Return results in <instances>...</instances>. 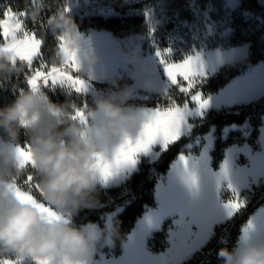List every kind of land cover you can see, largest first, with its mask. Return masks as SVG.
Masks as SVG:
<instances>
[{"label": "rangeland", "instance_id": "rangeland-1", "mask_svg": "<svg viewBox=\"0 0 264 264\" xmlns=\"http://www.w3.org/2000/svg\"><path fill=\"white\" fill-rule=\"evenodd\" d=\"M134 1L137 0H82L79 3L69 0L67 9L71 14L81 10L86 14L106 17L114 14L115 5H128ZM260 1L264 4V0ZM218 2L217 4H208L205 11L202 12L200 18L202 30H198L197 27H184L180 28L178 33L170 36L169 49H171V53L165 57L169 62L180 63L182 62L179 61L180 57L187 53H189L188 56L199 54L206 73V76L201 78L202 81L215 77L223 69L245 60L249 55L248 45L232 49L213 47L229 32L230 21L225 18L237 11L240 6V0H219ZM164 15V5L160 4L149 16L151 25L153 27L161 26L165 20ZM26 16L27 14L23 20ZM147 39L148 37L143 35H131L119 39L104 31H89L84 34L83 46L77 52L80 72L73 71L71 73L72 75L79 74L88 85V91L79 95L91 97L97 94L105 95L115 87L114 81L119 87L125 85L133 87L132 101L147 102L155 97H168L169 94L172 99L177 95L187 94L188 92L181 93L179 91L180 87L188 86V82H182L180 77H178V85H171L167 95L161 94V91L148 92L144 89V81L149 78L156 79L161 89L169 84L163 74L159 57L156 56L157 50L160 49L154 40L147 43ZM89 49L94 51L98 60L95 64L86 66L83 64V56ZM133 53L136 54L137 60L131 59ZM144 61L152 67L151 73H139L140 64ZM35 64H38V61H34ZM54 86L69 90L67 85L57 84ZM43 88L45 87L41 86V90ZM262 97H264V62L245 71L217 94L208 97V106L203 110H200L196 102L190 98V104L185 105V121L181 126L179 139L187 136L194 125L204 121L210 111L246 105ZM201 98L205 99L202 95ZM185 106L181 108L184 109ZM138 108L143 111L150 110L145 107ZM214 131L215 128L211 127L207 135L203 138H196L185 147L186 154H198L194 155L197 158L185 168L182 177L174 173L159 179L158 187H156L155 208L148 209L137 221L133 230L122 243L120 255L118 257L106 256L103 253V248L112 250L113 242L102 244L100 249H97L91 264H182L207 243L210 239L211 226L215 221H225L237 213L228 215V210L224 207L228 200L238 198L243 201L244 206L249 202L253 188L264 185V118L257 141L258 150H253L248 144L231 146L225 151L224 160L216 172L211 169ZM231 131L239 132L242 136L247 137L249 127L244 125L226 128L223 130V134L227 135ZM2 143L4 140L0 138V144ZM155 144L159 145L160 152L167 149L159 141ZM110 149L111 146H109L108 152ZM156 153V150L151 148L146 153L141 152L152 161L156 157ZM225 161L228 162L227 177L222 174V165ZM190 173H194L197 177L198 186L195 188L186 183V177ZM107 184L108 182H103L101 177H98V186L105 188ZM118 211L120 209L105 217L107 230H111V221ZM60 214L69 222H72L74 218V214L70 212H61ZM262 217H264V207L261 208L252 225L246 227L240 240L250 238L258 232V219ZM149 219L151 224L148 222ZM168 220L171 226L168 231L167 249L162 253L154 254L149 250L147 243L151 236ZM17 259L19 257L16 256L11 260ZM21 264H29V261L23 259Z\"/></svg>", "mask_w": 264, "mask_h": 264}, {"label": "clouds", "instance_id": "clouds-1", "mask_svg": "<svg viewBox=\"0 0 264 264\" xmlns=\"http://www.w3.org/2000/svg\"><path fill=\"white\" fill-rule=\"evenodd\" d=\"M42 11L43 0H38L31 14L39 16ZM46 28L54 37L63 36L68 49L78 52L82 48L84 34L64 9H57L48 18ZM11 56L0 48V73L17 72ZM65 58L59 53L54 60L60 64ZM131 59L137 60L135 53ZM97 60L91 49L83 56L86 66ZM152 71L146 61L141 62L139 73ZM113 83L115 87L107 94L91 97L92 103L85 110L86 123L70 118L72 105L55 104L42 90L31 88L0 108V131L4 134L0 144V254L22 257L29 264L36 259L48 264H91L98 246L110 244L118 236V226L110 231L95 224L77 228L69 221L50 218L9 187L14 176L30 167L38 176L43 201L58 213H75L85 205L98 204L97 166L111 162L125 139L135 141L146 122L144 111L128 103L134 96L133 87ZM144 89L158 92L161 86L149 78ZM22 130L28 135L34 161L23 168L13 147L21 145ZM218 258L223 264H264V232L238 240L231 250L220 249Z\"/></svg>", "mask_w": 264, "mask_h": 264}, {"label": "trees", "instance_id": "trees-1", "mask_svg": "<svg viewBox=\"0 0 264 264\" xmlns=\"http://www.w3.org/2000/svg\"><path fill=\"white\" fill-rule=\"evenodd\" d=\"M69 0H43V11L38 18L33 21L31 13L33 10L32 0H0V16L9 9L14 13H26L24 19L25 27L30 32H35L37 38L43 40L41 46L43 61L49 66L56 63L54 57L58 55V39L54 37L46 28V21L57 11L64 9ZM76 3L82 0H72ZM219 0H137L128 5H115L114 14L101 16L86 14L79 10L72 16L79 30L86 34L89 31H104L110 33L115 38H126L131 35L147 36V43L154 40L160 50L169 49L170 36L178 33L180 28L197 27L202 30L201 15L206 6L210 3L217 4ZM160 4L164 5L165 20L161 26L153 27L149 16ZM221 10V8H220ZM224 17L225 14L223 13ZM214 19V16H213ZM230 21L228 34L213 47L232 49L249 46L248 57L220 71L215 77L203 80L187 94L177 95L172 99L168 97H155L147 102L129 100V105L138 108L145 107L161 109L175 104L182 107L190 104V98L199 92L203 98L217 94L224 89L233 79L242 75L245 71L264 62V4L260 0H240L237 11L225 18ZM3 43L0 37V44ZM146 45V44H145ZM189 53L180 57L183 61ZM39 63V61H38ZM59 66V63H56ZM19 72L0 73V108L13 103L21 91H27L29 86L26 83L28 69L21 67V62H17ZM51 102L58 105H75L78 108H86L91 105V96L79 95L59 86L45 87L42 89ZM69 112L74 114L72 108ZM264 118V97L242 106L224 108L219 111H210L206 119L194 125L191 132L170 145L154 163H149L147 159L141 158L137 172H135L125 183L110 188L98 186V204H88L77 210L72 222L77 228L96 224L99 229H106L105 217L115 213L120 209L111 221V228L118 226V236L113 238V248L108 250L103 248L106 256L118 257L120 255L122 243L127 235L133 230L137 221L150 208H155V191L158 181L165 176L178 156L186 154L185 147L191 144L196 138H203L214 131V146L211 152V169L217 171L224 160L225 151L231 146H241L248 144L253 150H258V138ZM248 125L249 134L242 136L239 132L231 131L227 135L223 130L234 126L241 127ZM0 138L4 140V134L0 131ZM28 135L22 130L21 146L28 145ZM196 155L198 153H192ZM28 174L35 177L34 182H38V176L29 167L28 170L17 177V183L26 190L23 181ZM33 195L43 202L39 193L33 190ZM46 204V203H45ZM46 206H48L46 204ZM264 206V185L253 188V194L249 202L242 207L235 215L226 222L216 225L212 236L207 243L196 251L188 260L182 264H223L218 258L220 249L231 250L240 240L242 231L250 221L256 211ZM55 210V209H53ZM56 211V210H55ZM72 213V212H70ZM171 226L170 221L164 222L161 228L156 231L147 243L149 250L154 253H162L168 246V231ZM101 246V245H100ZM98 246V250L100 249ZM16 256L10 253L0 254V261L11 260Z\"/></svg>", "mask_w": 264, "mask_h": 264}, {"label": "snow or ice", "instance_id": "snow-or-ice-1", "mask_svg": "<svg viewBox=\"0 0 264 264\" xmlns=\"http://www.w3.org/2000/svg\"><path fill=\"white\" fill-rule=\"evenodd\" d=\"M37 0H32L33 7L37 5ZM68 11L67 6L64 8ZM25 13H14L7 9L4 11L3 16H0V37L3 38V43L0 48L4 51L12 53L11 62L17 64L21 62L29 70L26 75V83L33 91L41 90V86L48 87L49 85H67L69 90L77 94L86 93L88 85L86 81L78 74L80 72V62L76 50H70L64 43V37H57L58 54L63 53L66 57L63 63L57 66L52 63L51 66L43 61L41 46L43 40L37 38L35 32H30L26 29L23 17ZM33 21L38 16L31 15ZM47 24V21H46ZM46 26V25H45ZM171 53V49H164L163 51L157 50L156 56L159 57V63L162 65V71L166 76L169 84L163 89H160L161 94L167 95L171 85H178V77L182 78V82H188L187 87H180L181 93H187L190 89L202 82L203 77L206 76L204 65L199 54L195 56H188L182 62H169L165 57ZM34 61H39L34 65ZM20 69H17L19 72ZM23 91H21V94ZM169 99H171L169 97ZM191 99L196 102L200 110L208 106L209 101L202 99L201 94L196 92ZM74 114L70 116L72 120L79 119L81 123H86L85 108H78L72 105ZM186 106L184 109L176 106L174 103L167 108L145 110L144 115L146 122L144 127L135 141L125 139L119 149L116 151L114 159L111 162L99 164L98 171L103 182H107L117 171L124 167H134L136 164V157L138 153L147 152L151 145L157 141L161 142L166 148L169 144L177 141L181 135V126L185 121ZM202 114V112H201ZM27 125H25L26 127ZM17 154L21 168L28 164H34L31 159L30 145H16L13 146ZM183 159V158H182ZM185 167L187 161L185 160ZM222 174L227 177L228 162L225 161L222 165ZM35 177L28 174L23 181L26 190L17 183V177L12 178V183L9 185L16 191V194L24 200L33 203L36 207L40 208L42 212L46 213L50 218L63 219L68 222L60 213L53 210L51 207L46 206L45 203L40 202L34 195L33 190L37 191L42 197L39 182H34ZM186 183L190 187H197V177L194 173H190L186 177ZM229 187L231 185L229 184ZM244 206L243 201L238 198L228 200L224 207L228 210V215L231 216L238 212ZM149 224L151 220L149 219ZM23 260L19 257L17 260H4L0 264H21ZM35 264H48L47 260L36 259Z\"/></svg>", "mask_w": 264, "mask_h": 264}, {"label": "crops", "instance_id": "crops-1", "mask_svg": "<svg viewBox=\"0 0 264 264\" xmlns=\"http://www.w3.org/2000/svg\"><path fill=\"white\" fill-rule=\"evenodd\" d=\"M172 144H169L167 146V148L170 145H172ZM150 148L156 150V152H157L156 153L157 155H156V157L154 158L153 161L151 159L145 157V155H143V154L140 153L136 157V164H135V166L134 167H124V168L120 169L119 171H117L115 175H113L110 179H108V181H107L108 184L105 185V188L117 187V186L125 183L135 172H137L138 167H139V163H140V160H141L142 157H144L145 159H147L149 163H154L155 161H157L159 159V157L161 156V154L166 150L165 149L163 152H160L161 149H160L159 145H157V144L151 145ZM111 151H112V149H110V151L108 152L109 158H111ZM196 158H197V156H194V155H192L190 153H188V154H182V155L178 156L177 159L171 165L170 170L168 171V173L165 176H170L171 174H174L175 173V174H179L182 177L183 176V171L186 168L185 167V160L187 161V166H188L189 164H192L193 161H194V159H196ZM156 194H157V189L155 191V196H156ZM262 207H264V206H262ZM261 208H259L256 211V213L252 216V218L250 219V221L244 227V229L242 231V235L244 234V231H245L246 227H248V226L250 227L252 225L253 221L256 220L255 218L260 213ZM229 219L230 218H228L227 220H229ZM227 220L222 221V222L215 221L212 224V226H211L210 237H211V235L213 233V230H214L215 226L216 225H219V224H222V223L226 222ZM258 221H259L258 224H257V226H258V232L264 231V217L258 219ZM168 236H169V234H168Z\"/></svg>", "mask_w": 264, "mask_h": 264}, {"label": "built area", "instance_id": "built-area-1", "mask_svg": "<svg viewBox=\"0 0 264 264\" xmlns=\"http://www.w3.org/2000/svg\"><path fill=\"white\" fill-rule=\"evenodd\" d=\"M21 67H22L23 69H27L26 66L23 65L22 63H21Z\"/></svg>", "mask_w": 264, "mask_h": 264}]
</instances>
